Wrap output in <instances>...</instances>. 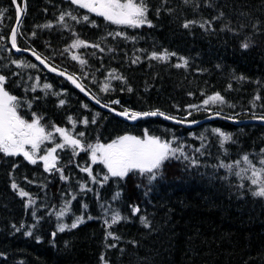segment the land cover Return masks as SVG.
I'll return each instance as SVG.
<instances>
[{
	"label": "trees",
	"instance_id": "trees-1",
	"mask_svg": "<svg viewBox=\"0 0 264 264\" xmlns=\"http://www.w3.org/2000/svg\"><path fill=\"white\" fill-rule=\"evenodd\" d=\"M146 3L151 26L133 27L107 21L71 0H26L17 45L76 72L97 99L122 112L159 111L195 121L214 114L244 121L264 117V0ZM0 13L4 88L17 98L20 117L39 118L52 133L34 158L64 143L53 126L81 141V147L57 149L58 165L51 171L22 153H0V264H264V198L252 195L260 185L251 183L264 182V173L253 177L243 160L247 155L257 171L264 169V122L215 118L188 127L161 116L132 122L97 106L72 82L13 48V0H0ZM189 21L194 23L185 28ZM246 39L251 47L243 49ZM77 40L84 44L72 47ZM165 50L168 59L151 58ZM217 93L223 102L205 106ZM217 129L231 139L224 140ZM146 134L182 148L151 182L135 170L112 177L102 162L93 163L89 145ZM21 190L28 195L22 197ZM134 207L139 211L133 213ZM117 213L121 219L112 224ZM77 217L84 222L72 229ZM64 223L69 227L58 231Z\"/></svg>",
	"mask_w": 264,
	"mask_h": 264
},
{
	"label": "snow or ice",
	"instance_id": "snow-or-ice-1",
	"mask_svg": "<svg viewBox=\"0 0 264 264\" xmlns=\"http://www.w3.org/2000/svg\"><path fill=\"white\" fill-rule=\"evenodd\" d=\"M72 3L78 4L83 8L88 9L90 12H94L99 16L104 17L107 21H110L114 24L118 25H129L133 27H139L144 24H148L151 26V22L147 19L148 13V6L146 0H71ZM188 0H185L187 3ZM13 3L16 4V0H13ZM17 10V22L19 23L20 15L26 9L20 7L19 4H16ZM2 14V13H0ZM67 15H71V13H67ZM223 15V13H221ZM219 18V17H217ZM72 19H76V17H72ZM83 19L87 21L89 18L88 16H84ZM60 20H64V15L60 16ZM194 22L189 21L184 24L185 28H188L190 24ZM49 25H46L48 27ZM204 25H201L203 27ZM255 27V25L253 26ZM117 35H121L117 33ZM2 39V37H0ZM17 43V31L13 29L11 33V44L13 48H16ZM84 44L83 41H75L72 44V47H79L80 45ZM94 47H99V45H94ZM241 47L243 49H248L251 47V42L246 39L242 42ZM19 50V49H17ZM33 55H36L33 52ZM171 55H175L172 53ZM169 54L165 50L163 53H156L153 52L151 58L159 59V60H166L168 59ZM38 60L40 59L39 56L36 57ZM73 59H77V57H73ZM135 62V61H134ZM13 64L20 63L18 61H12ZM81 63H86V61H81ZM184 64H187V61H184ZM30 67H35V65H29ZM180 67L181 65H176ZM55 71V69H52ZM73 83H76L73 77H68ZM117 79H123V77H114ZM6 77L0 75V153L5 155H18L23 154L24 157L29 160L31 163L35 164L37 160L34 158L36 150L39 149L40 143L44 140H48L52 137L51 132H45V128L40 125L39 118L33 119L31 122L23 119L17 114L16 111V104L14 103L17 98L15 96L10 95L4 88ZM45 88H50V85H45ZM77 87H81L77 84ZM83 91V88H81ZM105 91L108 90V86L105 85ZM129 91L131 89L129 88ZM259 99V97H257ZM223 102V97L220 96L218 93L212 97H209L207 100L204 101V104H208L209 102ZM65 102L63 100L60 101V104L63 105ZM99 103V100H97ZM114 103H119V101H114ZM107 107V105H105ZM195 107V106H191ZM35 115V114H33ZM121 116H127L129 119L135 120L141 116H163L164 113L159 111L153 112H132L129 113L128 110H125L119 113ZM72 118L69 117V120ZM167 119H174L173 117H167ZM259 119L264 120V117H259ZM93 123L95 120L92 121ZM84 124L88 123L87 118L83 120ZM192 123H195L193 121ZM54 127V131L59 133L64 138V143H58L55 147L49 148L47 150V154L40 156L39 159L44 162V166L46 170L51 171L55 167V161L57 157L54 155L57 149H63L66 146H72L73 149L76 147L81 146V141L74 136L70 135L64 128ZM219 132V129L215 130ZM219 134L224 138V140H230L231 136L226 135L223 132H219ZM79 136H83L84 133H79ZM25 145H30L32 151H28L25 149ZM91 149V159L93 162L99 160L102 162L107 170L108 174L112 177H126L132 171H139L141 174H148L149 181L156 179V175L158 170L162 168L163 163L168 160L170 157L174 156L176 152H182V148H172L171 141H163L159 137L155 136H148L145 135V138L135 137V136H121L118 137L116 140H113L111 143L103 145L97 144L95 146L89 145ZM264 152V149H262ZM178 158V157H177ZM243 160L252 166L253 169V177L261 175L264 173V169L257 171L255 165H252V162L249 160V157L245 155ZM195 163V161H193ZM237 164L240 161L236 162ZM260 164L264 165V159L260 160ZM223 167H228L231 169V165H221ZM85 172H88L91 175L90 168L82 169ZM247 171V169H245ZM109 175H105L103 177V181H107L109 179ZM236 175H240L239 172ZM66 179V177H63ZM93 181L96 180L95 176H92ZM251 183L253 185L259 184L260 186L257 190L252 192L253 196L262 197L264 198V182L258 181L257 179L253 178ZM13 188H16L17 185L14 183L12 185ZM84 187L83 185L81 186ZM22 197L27 196L28 193L24 192L23 190L19 193ZM119 193H117V196ZM31 203V201H29ZM86 207V206H85ZM139 211L138 207L133 208V213ZM58 215L63 216L64 212H60ZM91 218V217H89ZM121 219L120 215L117 213L112 217V224H116ZM142 223L147 227L149 226V222L146 218L141 217ZM83 217H77L75 222H73L70 227L75 229L80 223H83ZM105 223L107 224L108 221L106 220ZM35 227V225H33ZM68 225H60L58 227V231L63 232ZM19 230V229H17ZM26 235H32L29 231ZM56 233H53L55 236ZM111 232L108 233V236H112ZM114 246V245H113Z\"/></svg>",
	"mask_w": 264,
	"mask_h": 264
},
{
	"label": "water",
	"instance_id": "water-1",
	"mask_svg": "<svg viewBox=\"0 0 264 264\" xmlns=\"http://www.w3.org/2000/svg\"><path fill=\"white\" fill-rule=\"evenodd\" d=\"M16 4H19V1L16 0ZM15 4V5H16ZM21 7V5H20ZM22 8V7H21ZM24 17V11L21 13L20 15V18H19V23L16 22L15 26H14V29H16V31H18V28L20 26V23H21V20L23 19ZM16 50L18 49L17 46L15 48ZM26 51L28 53H30L34 59L39 62L44 68H46L47 70L51 71V72H54V73H57L58 75L66 78L67 80H69L70 82L73 83L72 80H70L68 77H73V79H75L76 83H73L76 87H77V84H79L81 87H77L83 94H85L94 104H96L97 106L101 107V108H104V109H107V110H110L112 112H114L115 114H117L118 116H121L119 115V113H121L122 111L121 110H117L115 108H112L110 106L107 105V107H105L106 104H104L102 101H100L99 99H97L96 97H94L90 91L88 90V88L81 82L80 78L78 76H76L73 72H70L68 71L66 68L62 67V66H59L58 64L56 63H53L51 62L49 59L45 58L44 56H42L38 51H36L35 49H29V48H24V49H19L17 51ZM33 52L36 53V55H33ZM39 56L40 59L38 60L36 57ZM52 69H55V71H53ZM81 88H83V91L81 90ZM97 100H99V103H97ZM157 116H161V115H157ZM123 118H127L128 120L130 121H137L141 118H145V117H151V116H141V117H138L137 119L135 120H132V119H129L127 116H121ZM161 117H164L165 119H167V117H172V116H168V115H163ZM174 119H167L168 121H171V122H174L176 124H179V125H185V126H188V127H194V126H197L201 123H205V122H208L212 119H215V118H225V119H228V120H234L235 122L237 121L238 123H243V122H264V120L262 119H259V118H253V119H245L244 120H236V119H231L230 117H227V116H224V115H219V114H214V115H211L209 117H206L204 119H201V120H198V121H195V120H190V119H187V118H175L173 117ZM193 121H195V123H192Z\"/></svg>",
	"mask_w": 264,
	"mask_h": 264
},
{
	"label": "rangeland",
	"instance_id": "rangeland-1",
	"mask_svg": "<svg viewBox=\"0 0 264 264\" xmlns=\"http://www.w3.org/2000/svg\"><path fill=\"white\" fill-rule=\"evenodd\" d=\"M24 4H26V2H23ZM20 30V29H19ZM20 32V31H19ZM19 34V33H18ZM16 46H18V45H16ZM19 47V46H18ZM20 49H22L21 47H19ZM6 90V89H5ZM10 94V93H9ZM11 95V94H10ZM214 96V95H213ZM212 97V96H211ZM208 99V98H207ZM206 99V100H207ZM217 102H220V101H217ZM213 103H216V102H209L208 104H204L205 106H207V105H209V104H213ZM205 108V107H204ZM205 109H207V108H205ZM127 136H132V135H127ZM136 137V136H135ZM112 142V141H111ZM111 142H108V143H102V142H98V143H96L95 145H97V144H103V145H106V144H109V143H111ZM95 145H93V146H95ZM79 147H81V146H79ZM25 149L26 150H32L31 149V146L30 145H25ZM36 151H38V150H36ZM47 154V153H46ZM46 154H44V155H46ZM55 156H56V154H54ZM57 157V156H56ZM36 160H40L39 159V157L38 158H35ZM57 160H58V157H57V159H56V161H55V164H57L58 165V163H57ZM40 161H42V160H40ZM43 162V161H42ZM96 162H100L99 160H97ZM96 162H93V163H96ZM101 163V162H100ZM43 165H44V162H43ZM57 165L55 166L56 168H57ZM84 219V218H83ZM63 225H66V223H64Z\"/></svg>",
	"mask_w": 264,
	"mask_h": 264
},
{
	"label": "bare ground",
	"instance_id": "bare-ground-1",
	"mask_svg": "<svg viewBox=\"0 0 264 264\" xmlns=\"http://www.w3.org/2000/svg\"><path fill=\"white\" fill-rule=\"evenodd\" d=\"M24 19V18H23ZM23 19L21 20V23H20V26H21V24H22V22H23ZM17 22V21H16ZM16 24V23H15ZM15 26V25H14ZM20 26H19V28H18V31H17V39H18V33H19V29H20ZM13 29H14V27H13ZM13 31V30H12ZM12 33V32H11ZM10 41H11V36H10ZM16 45H17V43H16ZM17 48L18 49H20L18 46H17ZM52 62V61H51ZM89 90V89H88ZM90 91V90H89ZM90 93L92 94V92L90 91ZM93 95V94H92ZM94 96V95H93ZM95 97V96H94ZM129 113H132V112H129ZM126 117V116H125Z\"/></svg>",
	"mask_w": 264,
	"mask_h": 264
}]
</instances>
